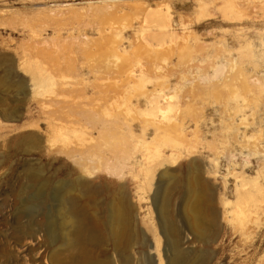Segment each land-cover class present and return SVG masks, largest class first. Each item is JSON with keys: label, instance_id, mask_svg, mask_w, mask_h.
Listing matches in <instances>:
<instances>
[{"label": "rangeland", "instance_id": "1", "mask_svg": "<svg viewBox=\"0 0 264 264\" xmlns=\"http://www.w3.org/2000/svg\"><path fill=\"white\" fill-rule=\"evenodd\" d=\"M123 1L0 0V264H48L45 217L28 215L24 205L36 175L54 182L80 176L87 190L75 193V208L100 224L107 192L122 198L130 246L117 252L133 264L141 257L166 264L170 256L157 213L164 191L178 248L194 264H264V0ZM116 9L125 12L117 14L121 22ZM89 152L97 158H86ZM91 158L95 169L86 165ZM188 182L197 220L182 212ZM104 236L84 252H112Z\"/></svg>", "mask_w": 264, "mask_h": 264}, {"label": "bare ground", "instance_id": "2", "mask_svg": "<svg viewBox=\"0 0 264 264\" xmlns=\"http://www.w3.org/2000/svg\"><path fill=\"white\" fill-rule=\"evenodd\" d=\"M123 1V0H122ZM131 2H134V1H132V0H130ZM123 2H125V1H123ZM136 3H137V1H135ZM139 2V1H138ZM122 3V2H121ZM128 3V2H127ZM201 3V2H200ZM113 4V3H112ZM128 4H131V3H128ZM134 4V3H133ZM133 4H132V7H133ZM140 4H142V2L140 3ZM107 5V4H106ZM139 5V4H138ZM136 6V5H135ZM142 5H139V7H141ZM123 7V6H122ZM144 7V6H143ZM105 8V7H104ZM111 8V7H110ZM125 8H126V6H125ZM129 8V7H128ZM131 8V7H130ZM227 8V7H226ZM121 9V8H120ZM133 9H135L134 7H133ZM140 9V8H139ZM144 9V8H143ZM117 10V9H116ZM105 11V10H104ZM118 11L119 10H117V12H115L114 11V13H116V16L114 17V21H116V19H118L117 21H119V18H120V22L122 21V18L121 17H118V15L119 16H121V15H123L122 17H123V19H124V17H125V12H124V10L123 11H121V12H123V14H119L118 13ZM101 12H103V10L101 11ZM99 13V12H98ZM108 13H109V11H108ZM118 14V15H117ZM96 15H98V14H96ZM105 15V14H104ZM111 15V14H110ZM115 15V14H114ZM113 15V16H114ZM106 17H108V16H106ZM111 17V16H110ZM118 17V18H117ZM95 18V17H94ZM93 18V19H94ZM97 18V17H96ZM101 18V17H100ZM112 18V17H111ZM95 20H97V19H95ZM99 20V19H98ZM97 20V21H98ZM101 20H102V18H101ZM106 20V19H105ZM104 20V21H105ZM99 22V21H98ZM95 23H97V22H95ZM103 25V24H102ZM116 26V25H115ZM114 26V27H115ZM118 27H121V26H119V25H117ZM102 28H104V27H101V29ZM106 28V27H105ZM105 28H104V30H105ZM118 29V28H117ZM111 30H112V28H111ZM113 30H114V28H113ZM121 31H122V29H120ZM119 30V31H120ZM107 31H108V29H107ZM107 31L105 32V31H103V30H101L100 31V33H102V32H104L103 33V37L104 36H106L105 38H107V36L109 37L110 35H105L106 33H107ZM110 31V30H109ZM115 31V30H114ZM113 31V32H114ZM112 31H111V33H113ZM110 32H108V34H109ZM114 34H116V32H114ZM122 34V33H121ZM102 35V34H101ZM120 35V34H119ZM111 36H113V37H115L113 34H111ZM121 38V36H119V39ZM198 37H196V39H197ZM108 39V38H107ZM110 39H113V38H110ZM115 39V38H114ZM117 39V38H116ZM184 42V41H183ZM182 42V43H183ZM196 42H197V40H196ZM199 42V41H198ZM188 43H187V40H186V45H187ZM197 45V44H196ZM199 45V44H198ZM178 48H180V47H178ZM186 48V47H185ZM197 48V47H196ZM199 48V47H198ZM183 49V48H182ZM181 49V50H182ZM179 51H181L180 49H178ZM136 51H137V49H136ZM160 51V50H159ZM244 51V50H243ZM114 52H115V54L116 55H118L117 54V51H113V55H115L114 54ZM156 52H158L157 50H156ZM188 52V51H187ZM141 53V52H140ZM179 53L180 52H178V55H179ZM138 54V53H137ZM144 54L146 55V53L144 52ZM150 55H151V53H149ZM148 54V55H149ZM157 54V53H156ZM181 54V53H180ZM100 56H101V54H99ZM115 55V56H116ZM147 55V56H148ZM142 56H144V55H142ZM159 57H160V55H158ZM162 56H165L164 55V53H163V55H161V58H162ZM182 56V55H181ZM180 56V57H181ZM118 57V56H117ZM153 57H154V55H153ZM157 57V56H156ZM98 58V57H97ZM164 58V57H163ZM114 59H116V58H114ZM126 59V58H125ZM146 60H147V58H146ZM148 60H150V59H148ZM160 60V59H159ZM158 60V62H160ZM163 59H161V62H163L162 61ZM229 60H231V59H229ZM144 61V60H143ZM100 62H101V60H100ZM142 62V61H141ZM146 62V61H145ZM229 62V61H228ZM232 62H234L233 61V59H232ZM102 63V62H101ZM122 63V62H121ZM140 63V62H139ZM230 63V62H229ZM142 64V63H141ZM137 65V64H136ZM152 65V64H151ZM131 66V65H130ZM128 68H129V64H128V66H127ZM126 67V68H127ZM134 67V66H133ZM148 67V66H147ZM146 67V68H147ZM127 68V69H128ZM136 68H138V67H136ZM141 68V67H140ZM142 68H145V67H143L142 66ZM238 68V67H237ZM240 68V67H239ZM134 69V68H133ZM124 70V69H123ZM217 70V69H216ZM215 70V71H216ZM232 70H234V68L232 69ZM231 70V71H232ZM91 71V70H90ZM159 71V70H158ZM223 71V70H222ZM225 71V70H224ZM223 71V72H224ZM231 71H229V74H230V72ZM124 72H125V70H124ZM223 72H222V74H223ZM227 72V71H226ZM93 74H94V72H93ZM95 74H96V71H95ZM155 74H156V72H155ZM238 74H240V72H238ZM228 75V74H227ZM236 77H237V75H235ZM241 76V75H240ZM252 76V75H251ZM228 77V76H227ZM230 77V76H229ZM232 77V76H231ZM245 77V76H244ZM128 78V77H127ZM224 78V77H223ZM238 78H240V77H238ZM255 78V77H254ZM241 79V78H240ZM239 79V80H240ZM256 79V78H255ZM224 80V79H223ZM233 79H231V81H232ZM237 80V79H236ZM237 81V83L238 82H241V81ZM253 80V79H252ZM252 80H251V82H252ZM196 81H197V78H196ZM199 81V80H198ZM216 81H218V80H216ZM216 81H214V82H216ZM234 81V80H233ZM254 81V80H253ZM138 82H140L139 80H138ZM137 82V83H138ZM213 82V81H212ZM255 82H257V81H255ZM209 83H211V82H209ZM218 83H220L219 81H218ZM223 83V82H222ZM221 83V84H222ZM259 83V82H258ZM161 85V81L157 84V85ZM236 84V83H235ZM254 84V83H253ZM135 84L133 83L131 86H134ZM141 85H142V83H141ZM207 85V84H206ZM218 85V84H217ZM240 85V84H239ZM250 85H252V84H250ZM224 86L225 85H223V88H224ZM232 86V85H231ZM235 86V85H234ZM202 87V86H201ZM230 87V86H229ZM252 87V86H251ZM143 88V87H142ZM141 88V89H142ZM200 88V87H199ZM203 88V87H202ZM213 88V87H212ZM211 88V89H212ZM220 88V87H219ZM234 88V87H233ZM236 88V87H235ZM238 88V87H237ZM254 88V87H253ZM136 89V88H135ZM138 89V88H137ZM137 89H136V91H137ZM209 89V88H208ZM226 89V88H225ZM252 89V88H251ZM261 89H262V87H261ZM264 89V88H263ZM122 90V89H121ZM133 90V89H132ZM140 90V89H139ZM215 90V89H214ZM223 90V89H222ZM250 90V89H249ZM191 91H192V89H191ZM213 91V90H212ZM219 91V90H218ZM236 91H238V90H236ZM115 92V91H114ZM120 92H122V91H120ZM134 92V91H133ZM227 92V91H226ZM239 92V91H238ZM238 92H235V93H237V94H239ZM253 92V91H252ZM137 93V92H136ZM212 93V92H211ZM219 93V92H218ZM229 93V92H228ZM234 93V92H233ZM241 93V92H240ZM197 94V93H196ZM245 94V93H244ZM249 94H251L250 92L248 93V95ZM115 95V94H114ZM219 95H220V93H219ZM234 95V94H233ZM242 95V94H241ZM221 96V95H220ZM235 96V95H234ZM244 97V96H243ZM248 97V96H247ZM116 98H118V97H116ZM235 98V97H234ZM227 99H229V98H227ZM226 99V101H228ZM231 99H232V97H231ZM198 100V99H197ZM201 100V99H200ZM199 100V101H200ZM230 100V99H229ZM245 100V99H244ZM121 101V100H120ZM128 101H129V99H128ZM127 101V102H128ZM217 101H221V100H219V99H216V102ZM226 101H224L225 102V104H226ZM126 102V101H125ZM117 103V102H116ZM120 103V102H119ZM194 103V102H193ZM229 103V102H228ZM128 105V104H130L129 102L128 103H125V105ZM224 104V103H223ZM247 105H248V103H246ZM249 104H250V101H249ZM126 105V107H131L130 105L129 106H127ZM188 105V104H187ZM229 105V104H228ZM189 106V105H188ZM191 106V105H190ZM220 106H222V105H220ZM235 106H237V105H235ZM126 107H123L122 109H126ZM180 107V106H179ZM223 107V106H222ZM234 107V106H233ZM127 108V109H128ZM132 109H133V107H131ZM172 108V107H171ZM171 108H169V110L171 109ZM232 108V107H231ZM237 108H238V106H237ZM127 109H126V111H127ZM135 109V108H134ZM133 109V111L131 110V112H135V110ZM138 109L139 108H137V112L139 113V111H140V109H139V111H138ZM143 109V108H142ZM161 109V108H160ZM226 109H228V108H226ZM235 109V107L233 108V110L232 111H235L234 110ZM129 110H130V108H129ZM147 110V109H146ZM164 110V109H163ZM189 110H190V107H189ZM192 110H194V109H192ZM231 110V109H230ZM118 111H121V110H118ZM153 111V110H152ZM161 111V110H160ZM177 111V110H176ZM231 111V112H232ZM130 112V111H129ZM129 112H127V113H129ZM136 112V113H137ZM158 112V111H157ZM162 112V111H161ZM236 112H237V110H236ZM235 112V113H236ZM133 113H132V116H133ZM135 113V114H136ZM233 113V112H232ZM134 114V115H135ZM163 114H164V112H163ZM104 115H105V113H104ZM107 115H111V114H106V116ZM113 115V114H112ZM117 115V114H116ZM124 115L126 116V115H128V114H126L125 113V111H124ZM129 115H131V114H129ZM128 115V116H129ZM138 115V114H137ZM127 116V117H128ZM136 116V115H135ZM166 116V115H165ZM164 116V117H165ZM104 118H105V116H103ZM113 117V116H112ZM174 117V116H173ZM107 118V117H106ZM109 118V117H108ZM107 118V121L109 120ZM118 118V117H117ZM171 118V117H170ZM111 119V118H110ZM120 118H118V119H116V118H114V120L116 121L117 120V122H118V120H119ZM129 119V118H128ZM131 119H133V118H131ZM174 119H176L175 117H174ZM173 118L171 119V120H173V121H175V122H169V124L170 123H174V125L177 123L176 122V120H174ZM104 120V122H106L105 121V119H103ZM114 120H110V121H114ZM123 120V119H122ZM109 121V122H110ZM114 121V122H115ZM104 122H102L103 124H104ZM121 122V121H120ZM123 122V121H122ZM122 122H121V124H122ZM101 122L99 123L100 125L102 124ZM113 123V122H112ZM116 123V122H115ZM123 123H125V121L123 122ZM160 123H162V125H163V123L165 124V122H160ZM106 124H107V122H106ZM114 124V123H113ZM118 124V123H117ZM116 124V125H117ZM128 124H131V123H128ZM156 124H158V125H160L159 123H156ZM169 124L167 123V125L169 126ZM178 124V123H177ZM176 124V125H177ZM107 125H109V124H107ZM106 125V126H107ZM112 125V124H111ZM123 125H125V124H123ZM122 125V126H123ZM176 125H175V127H176ZM102 126V125H101ZM110 126V125H109ZM113 126H115V125H113ZM113 126H111V127H113ZM120 126V125H119ZM172 126H173V124H172ZM179 126V125H178ZM177 126V127H178ZM67 127V126H66ZM66 127L65 128H63V129H65L66 131H64V132H67L68 134L69 133H71L70 132V130H72L71 128L69 129V132H68V129H66ZM72 127V126H71ZM98 127H99V125H98ZM103 127V126H102ZM116 127V126H115ZM167 127V126H166ZM79 128H80V126H79ZM87 128V127H86ZM96 128V127H95ZM105 128V127H104ZM107 128V127H106ZM117 128H118V126H117ZM116 128V129H117ZM125 128V127H124ZM87 129H89V128H87ZM87 129L85 130V131H87ZM98 129V128H97ZM115 129V128H114ZM114 129H112V131L114 130ZM122 129H123V127H122ZM122 129H121V133H123L122 132ZM126 129V128H125ZM131 129V128H130ZM145 129V128H144ZM163 129H165V128H163ZM167 129V128H166ZM78 130V129H77ZM80 130H82V129H80ZM90 130V129H89ZM62 131V130H61ZM79 131V130H78ZM82 131H84V130H82ZM82 131H80V133H78V134H81L82 133ZM98 131V130H97ZM103 131V130H102ZM116 131V130H115ZM119 131V130H118ZM118 131L116 132V134L118 133ZM156 131V130H155ZM165 131H167V130H165ZM165 131H164V133H165ZM174 131V130H173ZM176 131V130H175ZM181 131V130H180ZM179 131V132H180ZM90 132V131H89ZM98 132H100V131H98ZM108 132H109V129H108ZM111 132V131H110ZM114 132V131H113ZM131 132V131H130ZM134 131H132L131 132V134L133 133ZM182 132V131H181ZM59 133V132H58ZM62 132H60V134H61ZM87 133L88 132H85V134L87 135ZM101 133V132H100ZM128 134L129 132H125V134ZM135 133V132H134ZM159 133H161V132H159ZM159 133H157V134H159ZM163 133V131H162V135L164 134ZM169 133V132H168ZM171 133V132H170ZM222 133V132H221ZM60 134H58L59 136H60ZM64 134V133H63ZM72 134V133H71ZM84 134V135H85ZM90 134H92V133H90ZM94 134V133H93ZM92 134V135H93ZM99 134V133H98ZM104 135H105V133H103ZM102 134V135H103ZM115 134V135H116ZM120 134V133H119ZM124 134V135H125ZM130 134V133H129ZM129 134H128V137H129ZM137 134V133H136ZM156 134V133H155ZM166 134V133H165ZM176 134V133H175ZM184 134V133H183ZM219 134V133H218ZM217 134V135H218ZM223 135H224V133H222ZM74 135V134H73ZM73 135L72 136H70V135H68V137H73ZM75 135H77V134H75ZM85 135V136H86ZM91 135V136H92ZM112 135V134H111ZM114 135V134H113ZM112 135V136H113ZM142 135V134H141ZM169 135V134H168ZM170 135H172V134H170ZM169 135V136H170ZM221 135V134H220ZM218 135L219 137H223V135ZM63 136H65V135H63ZM62 136V134H61V137H59V138H62L63 137ZM79 136V135H78ZM81 136L82 137H84L82 134H81ZM88 136L89 135H87L86 137L88 138ZM97 136V135H96ZM107 137L106 138H108L109 137V134L108 135H106ZM127 136V135H126ZM155 136V135H154ZM157 136V135H156ZM155 136V137H156ZM159 136V135H158ZM157 136V137H158ZM168 136V137H169ZM172 136H174V135H172ZM178 136H179V134H178ZM177 136V137H178ZM243 136H244V134H243ZM56 137H58V136H56ZM55 137V138H56ZM67 137V136H66ZM74 137H76V136H74ZM74 137H73V141H74ZM98 137V136H97ZM101 137V136H100ZM99 137V138H100ZM121 137V136H120ZM165 137H167V136H165ZM85 138V137H84ZM93 138V137H92ZM98 138V139H99ZM110 138V137H109ZM121 138H123L125 141L126 140H128V139H126L127 137H121ZM135 138H137V137H135ZM139 138V137H138ZM160 138V137H159ZM164 138V137H163ZM68 139V138H67ZM67 139H65L66 141H67ZM88 139H90V138H88ZM96 139V138H95ZM105 139V138H104ZM172 139V138H171ZM217 139H218V137H217ZM58 140V142H56V143H59V139H57ZM75 140H77V138H75ZM79 140V139H78ZM92 140L93 139H91L90 140V142H92ZM102 139L100 138V140L99 141H101ZM109 140V139H108ZM122 140V139H121ZM131 139H129L128 141H130ZM168 140V139H167ZM178 140V139H177ZM245 140V139H244ZM61 142H62V140H60ZM70 141H71V139H70ZM116 141V140H115ZM124 141V142H125ZM160 141H161V139H160ZM218 141H220V139L218 140ZM224 141V140H223ZM60 142V143H61ZM77 142V141H76ZM76 142H74V143H76ZM87 142V141H86ZM86 142L84 141V144H86ZM93 142H94V140H93ZM98 142V141H97ZM120 142V141H119ZM130 142H132V140L130 141ZM164 142V141H163ZM167 142V141H166ZM170 142V141H169ZM173 142V141H172ZM220 142H222V141H220ZM72 143V142H71ZM74 143H73V145H74ZM95 143V142H94ZM103 143H104V140H103V142H102V146H103ZM116 143V145H117V142H115ZM67 144V143H66ZM82 144V143H81ZM106 144V143H105ZM120 144H121V142H120ZM129 144V143H128ZM138 144V143H137ZM148 144H150V143H148ZM62 145H63V143H62ZM69 145V144H68ZM78 145H80V144H78ZM86 145H88V144H86ZM93 145V144H92ZM101 145V144H100ZM115 145V146H116ZM119 145V144H118ZM251 145V144H250ZM54 146H56V145H54ZM59 146H60V144H59ZM65 146H67V145H65ZM81 146V145H80ZM79 146V147H80ZM94 146V145H93ZM92 146V147H93ZM99 146V145H98ZM101 146V147H102ZM129 146V145H128ZM135 146H136V148H135V150L137 149V145L135 144ZM138 146H139V144H138ZM149 146V145H148ZM151 146V145H150ZM153 146V145H152ZM57 147V146H56ZM60 147H63V146H60ZM59 147V148H60ZM77 147V146H76ZM88 147V146H87ZM91 147V146H90ZM96 148H97V146H95ZM105 147H107V146H105ZM121 147H123V148H125V145L124 146H121ZM126 147H127V145H126ZM131 147V146H130ZM129 147V148H130ZM140 147V146H139ZM250 147V146H249ZM55 148V147H54ZM65 147H63V149H64ZM67 148H68V146H67ZM74 148V147H73ZM78 148V147H77ZM83 148H84V146H83ZM116 148V147H115ZM154 149H155V147H153ZM66 149V148H65ZM68 149H72V146H71V148L69 147ZM75 149V148H74ZM81 149V148H80ZM95 149V148H94ZM103 149H104V147H103ZM103 149H100L101 151L103 150ZM108 149H109V151L108 152H110V154H112V155H114V152H111V150L113 149V148H109L108 147ZM152 149V148H151ZM153 149V150H154ZM157 149V148H156ZM56 150H57V148H56ZM67 150V149H66ZM69 150V151H70ZM79 150V149H78ZM97 150V149H96ZM99 150V151H100ZM105 150V149H104ZM130 150V149H129ZM148 150H150L149 148H148ZM153 150H151L152 151V153H153ZM158 150H159V148H158ZM61 151V150H60ZM63 151V150H62ZM62 151L60 152V153H62ZM72 151V150H71ZM76 151V150H75ZM75 151H74V153H75ZM90 151H91V149H90ZM94 151V150H93ZM92 151V152H93ZM100 151V152H101ZM105 151H107V150H105ZM114 151H115V149H114ZM122 151V150H121ZM137 151V150H136ZM57 152H59V150L57 151ZM64 152H66V151H64ZM68 152V151H67ZM66 152V153H67ZM78 152V151H77ZM87 152H88V150H87ZM120 152V151H119ZM122 152H124V150L122 151ZM158 152H160L161 154H162V152L161 151H158ZM248 152V151H247ZM83 153H84V149H83ZM83 153H82V151L80 152V156H81V154L83 155ZM90 153V152H89ZM94 153H97V152H94ZM129 153H130V151H129ZM132 153V152H131ZM130 153V154H131ZM147 153V152H146ZM77 154H79V153H77ZM98 154H99V152H98ZM103 154H105L104 152H103ZM109 154V153H108ZM109 154V156H112V155H110ZM122 154H124V153H122ZM248 154V153H247ZM64 155H66V154H64ZM71 155L73 156V153H71ZM70 154H69V152H68V154H67V156H71ZM86 155H87V153H86ZM85 155V156H86ZM92 154L90 153V155H88V157H86V158H89V156H91ZM96 155V154H95ZM148 155H149V151H148ZM160 155V154H159ZM71 156V157H72ZM74 156H76V155H74ZM97 156V155H96ZM96 156H93L92 155V157L93 158H95ZM102 155H100V157H101ZM105 156V155H104ZM108 156V155H107ZM106 156V157H107ZM115 156V155H114ZM118 156V155H117ZM126 156H128V153H127V155ZM130 156V155H129ZM143 156H144V154H143ZM142 156V157H143ZM157 156V155H156ZM161 157H162V155H160ZM77 157V156H76ZM79 157V156H78ZM116 157V156H115ZM121 157V155H119V157H118V160H119V158ZM125 157V156H124ZM146 158H148V157H151V155L150 156H147V154H146V156H145ZM153 157H155V156H152L151 158H153ZM83 158V157H82ZM82 158H79V161L82 159ZM97 158V157H96ZM109 158V157H108ZM123 158V155H122V157H121V159ZM127 157H125V159H126ZM146 158H145V161H146ZM157 158H159V157H157ZM78 159V158H77ZM99 159V158H98ZM106 159V158H105ZM111 159H114V158H111ZM130 159V158H129ZM84 160H85V158H84ZM89 160H90V158H89ZM91 160L92 161H89V163H86L87 161H88V159H87V161H82V163L83 164H85L86 163V165H90V164H92L93 165V163H91V162H93L94 160L91 158ZM102 160H103V158H102ZM151 160H153V159H150L149 158V161L151 162ZM78 161V160H77ZM78 161V162H79ZM105 161V160H104ZM103 161V162H104ZM116 160H114V162H115ZM123 161V160H122ZM85 162V163H84ZM98 163V161H94V163ZM99 162H100V160H99ZM119 162V161H118ZM125 161H123V163H124ZM148 162V161H147ZM80 163V162H79ZM79 163L77 164V166L79 165ZM95 163V164H96ZM101 163V162H100ZM108 163V162H107ZM99 164V163H98ZM98 164L97 165H93V166H91V168L92 169H95V167L97 168V166H98ZM103 163H101V165H102ZM105 164V163H104ZM104 164L102 165V166H104ZM100 165V164H99ZM81 166H85V165H81ZM107 166V165H106ZM112 166V165H111ZM114 166H116L115 164H114ZM114 166H112V168L111 169H115V168H113ZM122 168H123V166H121ZM81 168V167H80ZM90 168V169H91ZM99 168H101V170H102V167H100L99 166ZM98 168V169H99ZM104 168V167H103ZM122 168H120V169H122ZM88 169V168H87ZM89 169V170H90ZM82 170H85V168H83L82 167V169L81 170H79V171H82ZM86 171V170H85ZM84 171V172H85ZM91 171H93L94 172V170H91ZM98 171H100V170H98ZM88 172V171H87ZM80 174L82 173L83 174V172H79ZM92 173V172H91ZM96 173V172H95ZM79 174V175H80ZM90 174V172L88 173V178H89V176L91 175H89ZM93 174V173H92ZM84 175V177L83 178H86L85 176L87 175V174H83ZM82 177V176H81ZM91 177V176H90ZM35 179H37V182H36V186L34 187V191H32V193L31 194H29L28 195V197L25 199V201H24V205H25V210H26V213L28 214V215H30V216H32L34 213H37V214H39V215H43L44 217H45V220H44V222H43V230H44V232H45V235H46V238L48 239V241L50 242V244H49V246H50V250H49V252H47L48 254H47V259L46 260H48V264H133L134 263V261H133V257L132 256H130V255H126V256H124L123 258H121L120 256H119V252H117L118 250H123V249H125V250H127L129 247L128 246H130L129 245V243H130V237H129V218H128V212H127V206L125 205V206H123L122 204H120L121 202H122V198H120V199H118L117 201L116 200H114L113 199V197H114V192L113 191H111V190H109L107 193V195H108V198H109V201L107 202V213H106V216H105V221L103 222V223H99L97 220H93V218H92V216H90V215H88L89 213H87L86 211H85V209H83V211H81V212H79L78 210H76V208H75V206H78V205H76L75 204V198L76 197H74V195H75V193H78L77 191L78 190H80V191H82V195H84L86 192V190H87V183L86 182H83L81 179H80V176H79V178H77L76 180L77 181H75V182H72V181H69V180H65V179H62V180H58V181H56V182H54V181H51V180H45V179H40V177L39 176H35ZM166 185V184H165ZM168 188V187H167ZM166 188V189H167ZM165 189V188H164ZM79 191V192H80ZM160 191V190H159ZM163 191V190H162ZM194 191V188H193V186L191 187V183H187V185H186V195L184 196H182L183 197V201H182V203H184L183 204V207H182V212L184 213V215L187 213V215H185V217L186 218H192L193 220H197L196 219V213H195V209H193V205L195 206V205H197L196 203H197V201L195 200H193L194 202H192V203H194V204H192V206H191V201H190V199H189V197H191V195H192V193H194L193 192ZM85 192V193H84ZM81 193V192H80ZM89 193V192H88ZM87 193V194H88ZM164 193H166L165 191H164ZM164 193L162 192H159V197H157V198H159V199H157L158 200V202H159V207H158V212L157 213H159V222L161 223L160 225H161V227H162V234H164L165 235V237H166V249H167V251H169L170 252V256L169 257H166V264H194L193 263V261H191L190 259V257H189V255L186 253V252H181L180 250H179V248H178V239L175 237V232H176V230H175V228L172 226V224H171V222H169V216H168V212H167V205H168V200H167V196H165L164 195ZM195 195V194H194ZM193 195V196H194ZM198 197V196H197ZM204 197V196H203ZM192 198L193 197H191V200H192ZM195 199H196V195H195V197H194ZM205 198V197H204ZM49 199L51 200V203L50 204H48V201H49ZM206 199V198H205ZM199 200H202V199H200L199 198ZM198 200V201H199ZM207 201V200H206ZM120 202V203H119ZM157 202V203H158ZM120 204L119 206L117 205V204ZM200 203H201V201H200ZM199 203V204H200ZM48 206H50V211H47V212H45L44 210L46 209V207H48ZM123 206V208H121V207ZM197 206H199V205H197ZM197 206H195V207H197ZM194 207V208H195ZM49 209V208H48ZM199 213V212H198ZM183 215V216H184ZM198 216H199V214H198ZM198 216H197V218H198ZM94 217V216H93ZM188 221V220H187ZM193 224V223H192ZM195 224V223H194ZM42 225V224H41ZM104 234H107V237H108V239H109V241H110V250L112 251V252H106V251H103V252H101V254H100V256L99 257H94V256H91V255H89L87 252H84V250H86L87 249V247L88 246H96V245H101L102 243H103V241H104V239H105V236H104ZM106 237V238H107ZM90 248V247H89ZM166 249H165V251H166ZM122 250H121V252H122ZM166 255V254H165ZM142 258V257H141ZM141 258H139V259H137V261L135 262V264H152L149 260H148V258L146 257H144L143 258V260L141 259ZM160 264V263H159Z\"/></svg>", "mask_w": 264, "mask_h": 264}]
</instances>
